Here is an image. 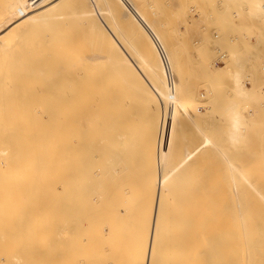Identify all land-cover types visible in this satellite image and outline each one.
I'll return each mask as SVG.
<instances>
[{"label": "bare ground", "instance_id": "obj_1", "mask_svg": "<svg viewBox=\"0 0 264 264\" xmlns=\"http://www.w3.org/2000/svg\"><path fill=\"white\" fill-rule=\"evenodd\" d=\"M49 1L0 0V264L33 262L40 227L50 240L36 246L50 247L33 254L34 264L45 257L44 264H69L87 246L95 258L81 255L92 264H264L257 235L264 202L243 193L224 201L251 174L224 175L220 162L212 171L196 167L216 147L207 135L186 151L184 140L175 156L181 132L204 120L202 93L189 89L174 44L150 40L160 37L158 27L140 25V13L152 20L148 8L137 0H55L59 12L44 14ZM207 145L214 148L205 155ZM48 214L53 223L43 228L37 222ZM237 220L255 235L239 234L238 242ZM51 236L60 249L55 240L47 245ZM243 246L244 257L222 258Z\"/></svg>", "mask_w": 264, "mask_h": 264}, {"label": "rangeland", "instance_id": "obj_2", "mask_svg": "<svg viewBox=\"0 0 264 264\" xmlns=\"http://www.w3.org/2000/svg\"><path fill=\"white\" fill-rule=\"evenodd\" d=\"M56 1L50 0L48 3L45 4L46 6L43 5L41 7L43 11L46 10L48 7L44 14L54 15L55 13L59 12L61 4L55 3L56 5H52ZM138 1L139 0L134 3H136V6L142 5L141 11H144L143 7L148 8L143 13H152L150 14V17L152 18V20L150 21L151 23L147 20V18L143 19L142 13H140V25H155L158 27L157 29L159 30L158 32L160 37L156 39L150 38V40H162L163 42L168 41L167 43L174 44L173 49H177L178 53H180V55L178 56L183 57V66H186V72L188 71L187 73H189L187 74L189 76H187L189 81V89L197 93H202V95H200V102L197 103L198 113H202L201 115H203L204 113V115L202 116L204 120L199 123L202 129L200 126L199 128L198 125H196L197 127H195L194 124L192 125L193 127H191L190 125L189 127L187 126L186 130L181 132V137H179L181 143H173H177V146L174 145L176 149L173 148V150L175 149L174 153L175 151H177V148L181 149L179 146L184 143V140L186 142L187 147L184 143L182 145V150L183 148H186L184 149V151H186L188 148H191L193 146V144L196 142V139V143H199L204 138L203 135L212 137L213 140L215 139L214 142L216 145V150L218 149V147H220L217 151H214L215 153L213 152L215 155H217L218 158L212 153V151L215 149L213 145H207L208 147L204 146L202 147L201 152H204L206 155V153H208L207 149L209 151V149L214 148L212 151L209 152H211L210 154H212L213 157L215 156V158L213 159V157H211L212 155L210 154V157L204 156V154H200V156L203 157H199V160L201 159L200 161H202L203 163L197 161L199 163L196 164V167H199L201 166L199 164H202V168H207H205L204 170H208L209 168L212 171L217 168L214 166L216 165V162H220L221 166H219L218 170H221V172L223 171V174L225 173V171L226 173L231 171L234 172V175H236L239 169L245 173L249 172L251 175L248 176L250 177L249 179H251V182L248 183L247 181H244L232 185V187H236L239 186L240 183H242L245 188L238 189V194L233 195V197L230 195L227 199L225 198L224 201L227 202L228 200L233 199L241 200V193H243L247 195V201L250 200L249 203L252 201L259 202L256 204L263 203L264 200L262 201V196H264V0H145L147 2L146 4L144 3L145 5L143 4L144 0H140L141 4H139ZM58 4H60L59 7ZM109 4V7H112V2H110ZM51 5L54 7H52ZM115 7L116 6H113V9H116ZM138 12L139 11H136V13L134 12L132 14V17L134 15H138ZM68 28L69 27L61 29V31H67ZM70 30L74 31V29L72 30V28H70L69 31ZM66 31L63 32V34H65ZM162 33L169 35L167 37H163ZM85 39L86 41L83 39L81 40L83 42L85 41V44L86 42L90 41L89 38ZM77 41H80V39H78ZM83 42H81V44ZM90 42L91 43L88 42L86 44L87 46H82L81 44L78 46L87 48L89 47V44H92V41ZM74 45H76L75 47H77V44ZM169 104L170 102H168V105ZM189 104L196 105V102L194 100H191ZM163 107H161L160 109L161 113L163 111ZM139 112H141L140 109ZM198 128L201 130V132L204 129L205 134L203 133L201 135V133H198ZM195 131L197 132V134L195 133ZM85 132L86 135L92 134L91 131L89 132L85 130ZM189 135L191 137L193 136V138H189ZM196 135H198V137ZM176 139L177 137L174 139V141ZM188 139H191L193 143H189ZM223 139H225V141H223ZM179 140L177 139V141ZM190 144L192 146H190ZM209 146H211V148H209ZM220 150H222V154ZM179 151L181 152V150H178L177 153L180 155L175 154L176 157H181L184 154L182 152L181 154ZM241 156L244 157L242 161L244 160L246 162L240 161L241 159H239V157ZM206 157L209 159V162ZM221 162H223V164ZM203 164H205L204 167ZM206 164L209 166L207 167ZM231 172L230 174H232ZM238 177L239 174L236 175V178ZM221 183L223 184V182ZM254 186H257V188L262 191L258 193L256 189L253 188ZM48 206H50V204H48L47 207ZM15 217L16 216L13 217L15 220L20 219L19 216L17 218ZM45 217L46 216H44L45 220H41L43 218L42 217L41 219H39L40 221L37 222L38 218H40L38 217L36 219L37 224L41 223V221V226L43 224H47L44 222H48L49 225L51 222L53 223V220L49 223V220L52 219L49 214L47 218ZM55 220L57 221V219ZM239 223L242 224L241 221H239ZM239 223L237 220V228L232 230V232L235 233L234 237L238 242H241L239 234L245 233L246 236H244L243 241L247 240L248 238H252V236L255 235L256 232L254 229H248L246 231L241 230ZM260 223H264V220H262ZM35 227H37L36 224ZM44 227L45 226L43 225V228ZM40 230L39 233H37V236L39 234L41 235L42 232L44 234L46 233L44 229L43 231L41 230V232ZM43 233L40 237L38 236L40 238L39 240L35 238L36 235L33 236V234H36V232L30 234L35 238L36 241H41V244H44L47 241L46 239L50 240V235H48L49 237L47 238V235L45 234V238L43 236ZM257 235L261 236L260 243H264V227L262 228L261 232ZM23 236L24 235L19 238L23 240L25 237V239L27 240L26 236ZM28 239H32V237ZM51 239H53V237ZM32 240V243H34L35 246H31L33 245L31 243L28 244V246H31L30 250L33 249V247H37L36 251L39 249V252H37L40 253V250L44 248L46 243L43 246L38 242V245H40L41 248L43 247L42 249H40L39 246H36V241L34 239ZM32 240H30V242ZM42 240L45 242L43 243ZM54 240L55 239L51 240L49 243L47 242V245H50L51 242L53 243L52 245H54ZM56 243L57 245L59 244L58 242ZM57 245L55 247H62L61 243L59 244V246ZM260 246L262 245L260 244ZM49 247L50 246L47 247L48 250L46 249V252L49 251ZM53 247L50 249L54 250ZM87 248V251L85 249L82 250L81 248L80 252L73 251L75 253L78 252L80 254L79 257H77V254L73 256V252H71L73 256L72 258L70 253H68V256L70 255L69 257H67L70 258L67 259L68 262L70 260V263L74 264L77 259L82 258V261H80V259L78 260V262L82 263L85 260V258H83L85 255H81L84 250L86 251H84V253H87L85 256L86 258H89L91 256V251L93 252L92 256L96 255L94 254L95 252L93 250L89 249V246H87ZM28 250L29 249H27V251ZM247 250L248 248L246 246L236 248L235 250L231 249L228 252L223 253L222 258L226 260L227 257H244L245 255H247ZM36 251L32 253L33 262L34 256H38L36 254ZM43 251L44 250L41 251L40 255H42ZM69 251L70 250H68L67 252ZM31 252L33 251L31 250L30 253ZM89 253L90 256L88 255ZM25 254H27V252ZM92 256L90 258H95V256ZM260 256L262 260L261 262H264V248L263 252L260 253ZM42 257L43 256H39L38 258L41 259ZM74 258H76V260H74ZM36 259L37 258H35V260ZM44 259L46 260V257L41 259L43 260L41 262H39L40 260L37 259L38 263L44 264ZM89 260L91 261V263L89 262V264H92V261L94 259ZM88 261L86 259V262H84L87 264ZM31 262L32 260L30 261V264ZM33 262L32 264H34ZM78 262L76 263L80 264Z\"/></svg>", "mask_w": 264, "mask_h": 264}]
</instances>
